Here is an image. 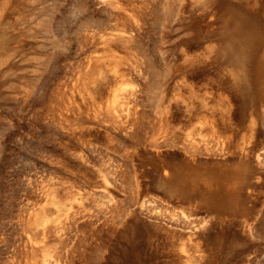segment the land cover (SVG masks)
I'll return each mask as SVG.
<instances>
[{
	"label": "rangeland",
	"instance_id": "obj_1",
	"mask_svg": "<svg viewBox=\"0 0 264 264\" xmlns=\"http://www.w3.org/2000/svg\"><path fill=\"white\" fill-rule=\"evenodd\" d=\"M218 6L0 0V264H264V32ZM176 155L242 163L232 214L161 198Z\"/></svg>",
	"mask_w": 264,
	"mask_h": 264
},
{
	"label": "bare ground",
	"instance_id": "obj_2",
	"mask_svg": "<svg viewBox=\"0 0 264 264\" xmlns=\"http://www.w3.org/2000/svg\"><path fill=\"white\" fill-rule=\"evenodd\" d=\"M218 5L219 24L224 29L228 28L230 32L222 37V43L241 46L243 43H247L253 33H261L262 30L264 32V25H260L264 0H218ZM248 21L253 23L250 30L245 27ZM213 25L215 24L213 23ZM230 39L231 41L228 42ZM253 45L256 54L258 50H262L264 54V36L258 38ZM257 61L259 64L264 63V55L257 57ZM230 164L234 166L229 167L230 165L224 163L201 162L176 155L171 162L165 160L160 165L154 163L153 171L157 172L156 183L159 189L164 192L161 194V198L176 204L180 209H184L185 206L192 207L191 214L203 211L220 216L225 213L232 214L238 198V185L234 184L231 178L238 172L239 180L241 179L242 163L230 162ZM139 207L143 208L152 218H161L169 223H179L183 228L194 229L190 226L195 222L189 223L183 213L155 210L157 205L154 200H142ZM161 233H154L151 236L159 238ZM184 239L183 237L181 241ZM208 240L215 241L218 240V237L210 236ZM216 250L213 248V251Z\"/></svg>",
	"mask_w": 264,
	"mask_h": 264
}]
</instances>
